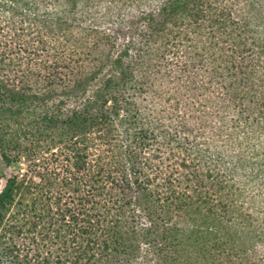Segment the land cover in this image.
Here are the masks:
<instances>
[{
  "label": "trees",
  "instance_id": "trees-1",
  "mask_svg": "<svg viewBox=\"0 0 264 264\" xmlns=\"http://www.w3.org/2000/svg\"><path fill=\"white\" fill-rule=\"evenodd\" d=\"M6 20L33 43L18 63L0 32V69L45 68L81 132L42 172L28 159L39 196L20 171L1 189L15 264H174L194 237L212 264H264V0H0ZM4 78L0 101L44 97Z\"/></svg>",
  "mask_w": 264,
  "mask_h": 264
},
{
  "label": "rangeland",
  "instance_id": "rangeland-1",
  "mask_svg": "<svg viewBox=\"0 0 264 264\" xmlns=\"http://www.w3.org/2000/svg\"><path fill=\"white\" fill-rule=\"evenodd\" d=\"M9 29L12 30L9 31ZM14 31H16L14 35L16 41L13 40L12 48L14 52L17 51V62L19 63L20 60L21 63V59L31 54V50H24L27 45H23V42L32 44V36L19 35L22 32L20 26L17 23L12 25L6 20V22L0 24V32L4 35L1 38L3 43L8 40L9 35ZM2 46L4 47L3 44H1ZM1 50L3 49L1 48ZM22 63V67L17 64L16 67L9 69V72L0 69V78H8L3 86L11 92H17L18 95L28 93L41 96L44 94V97L30 100L24 109L18 103L11 104L5 100L0 101V191L5 186L8 178L14 177L17 182V173L20 171L19 178L23 179L25 185H27V188L24 189L25 192H23L26 201H28L39 196L34 186L41 181L28 167L30 165L28 159L40 165L39 168L42 172L47 167V159L53 153L64 150L70 138H80L81 132L76 127L71 128L63 122L68 110L75 107L74 99H69L63 93L62 87L52 93H45L48 89V85L44 80L47 70L41 67L28 66L27 60ZM162 85H168L167 81H163ZM147 98L149 103L154 101L149 96ZM155 101V103L160 102V99L157 98ZM154 105L156 106V104ZM54 115H59L60 120L54 121L52 119ZM65 151L67 150L65 149ZM28 189L31 192H28ZM258 190L253 187L250 200L242 199L241 205L243 208L251 212L257 209L251 201L255 205L260 204V197L257 196ZM79 195L80 193L76 192L74 196L77 198ZM19 197L20 195H17L16 190L13 203L6 207L3 213L5 217L0 222V264H15L14 255H16V251L5 253L7 251L6 247L11 246L14 249V244L17 245V213L21 212V208L17 204ZM252 206L254 209H252ZM18 216L20 217L21 214H18ZM197 238L199 240L194 237L183 242L190 259L184 260L180 255L174 264H212L216 262L213 256L210 254L208 256V252L211 251L210 242L209 244L206 242L202 247L204 239ZM209 239L214 241L212 237ZM178 249L182 251L183 247ZM259 250V255H262V259H264V245H260Z\"/></svg>",
  "mask_w": 264,
  "mask_h": 264
}]
</instances>
